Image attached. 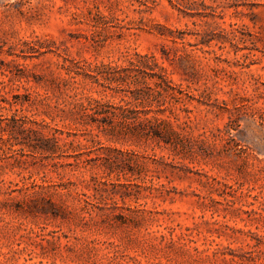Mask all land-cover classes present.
Returning a JSON list of instances; mask_svg holds the SVG:
<instances>
[{
    "label": "rangeland",
    "instance_id": "1",
    "mask_svg": "<svg viewBox=\"0 0 264 264\" xmlns=\"http://www.w3.org/2000/svg\"><path fill=\"white\" fill-rule=\"evenodd\" d=\"M136 54L194 98L147 116L178 139L67 113L74 71ZM0 264H264V0H0Z\"/></svg>",
    "mask_w": 264,
    "mask_h": 264
},
{
    "label": "trees",
    "instance_id": "2",
    "mask_svg": "<svg viewBox=\"0 0 264 264\" xmlns=\"http://www.w3.org/2000/svg\"><path fill=\"white\" fill-rule=\"evenodd\" d=\"M79 69L73 72L72 78L76 80L75 83L81 85L89 82L96 90L93 92L81 87L82 91L74 95L73 107L67 111L73 118L74 125H80L89 132L97 127L131 136L179 138L167 120L156 116L147 117L152 112L164 114L168 110L172 111L175 105L183 101V95L194 100L193 96L185 94L174 82L168 69L160 63L156 55L136 54L135 58L129 61L128 66L102 65L95 66L92 70L83 67ZM79 77H83V81H79ZM108 90L123 95L122 101L125 105L104 101L106 95L103 99H97L93 95V93L104 94ZM133 102L136 104L134 105ZM138 107L144 110H137ZM62 112L66 111L62 110ZM166 124L165 130L163 126ZM6 128L11 129L8 131L10 140H19L16 132L29 134L23 140H44V145L33 147L51 154L59 149L58 141L62 140L59 135H63L58 129L52 130L49 123L40 129H26L24 120L18 119H13L12 124L8 123ZM45 129H49V134H45ZM67 134L68 137L78 136L72 132Z\"/></svg>",
    "mask_w": 264,
    "mask_h": 264
}]
</instances>
